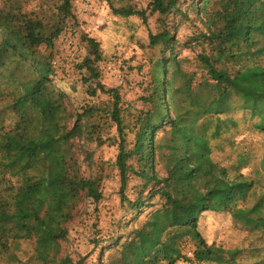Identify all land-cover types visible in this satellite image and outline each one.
<instances>
[{"label": "trees", "instance_id": "16d2710c", "mask_svg": "<svg viewBox=\"0 0 264 264\" xmlns=\"http://www.w3.org/2000/svg\"><path fill=\"white\" fill-rule=\"evenodd\" d=\"M76 1L18 0L29 11L18 27H4L7 46L44 64L40 84L65 102L46 107L34 94L0 89V264H80L62 254L64 241L84 210L96 208L116 169L124 209L117 223L131 224L125 241L145 264H264V18L247 21L243 33L231 26L229 37L194 58L178 56L170 27L151 35L143 106L127 124L120 88L101 80L100 42L82 35L81 61L56 60L57 42L80 22ZM176 1L152 3L168 11ZM252 1L250 15L253 5L264 6ZM114 126L118 153L108 161L98 150L112 143ZM214 157L227 162L234 185L219 182L180 205L166 187L177 184L176 168ZM184 183L177 186L182 199ZM245 186L242 199L222 202L224 190ZM225 223L237 230L230 240L221 237ZM118 234H101L104 246Z\"/></svg>", "mask_w": 264, "mask_h": 264}, {"label": "rangeland", "instance_id": "374dc122", "mask_svg": "<svg viewBox=\"0 0 264 264\" xmlns=\"http://www.w3.org/2000/svg\"><path fill=\"white\" fill-rule=\"evenodd\" d=\"M17 1L0 0V89L10 97L34 94L46 107L64 103L54 87L40 84L41 72L45 71L44 64L25 58L6 44L8 34L6 35L4 27H18L22 23L20 15L26 16L29 11L27 8L19 9ZM249 2L253 1L177 0L170 10L162 11L152 0H77L76 11L80 22L57 42L56 60L68 66L81 61L85 54L82 35L100 42L103 55V60L99 63L101 80L107 87L120 88L126 109L124 118L128 124L133 113L143 106L140 96L143 93L142 81L149 67L150 36L170 27L178 56L194 58L203 49L216 48L220 35L229 34L231 26L238 27V32L243 33L247 21L255 23L256 18L258 22L264 18V6L260 5L256 10L253 5L252 9L256 11L254 15L246 11ZM124 6L132 7L136 12L128 16L115 12V8ZM29 7H33V4ZM107 97V94H102L103 99ZM109 136L113 137L112 143L101 145L98 155L113 161L118 153V146L113 142L119 136L116 126L110 129ZM250 170L251 167H247L243 171ZM117 173L116 169L115 175L105 181L103 197L96 208L84 210L71 225L68 239L64 241L62 254H69L75 261H80V264H145L143 258L125 241V233L131 224L123 229L117 223L122 221L124 210L121 208ZM172 180L177 184L166 187L177 195L180 205L182 201L188 204L197 200L210 188L217 187L219 182L223 181L222 186L234 185V176L227 171V162L220 157L210 158L208 163L193 160L191 165L182 169L178 167L172 174ZM182 180L186 182L184 187L187 188L183 199L177 190ZM136 181H131L128 187V194L132 198L136 196L133 188ZM232 189L224 190L223 203L233 205L247 192L246 186L235 189L237 191ZM145 214L140 216L142 220L146 217ZM224 227L226 232L221 237L225 240H230L233 234L235 237L237 230L234 225L225 223ZM117 232L120 233L118 241L104 246L102 237L105 235L108 238ZM96 241L98 244H95Z\"/></svg>", "mask_w": 264, "mask_h": 264}]
</instances>
